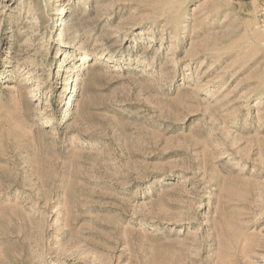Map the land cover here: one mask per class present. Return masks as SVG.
Wrapping results in <instances>:
<instances>
[{
  "label": "rangeland",
  "instance_id": "1",
  "mask_svg": "<svg viewBox=\"0 0 264 264\" xmlns=\"http://www.w3.org/2000/svg\"><path fill=\"white\" fill-rule=\"evenodd\" d=\"M263 8L0 0V264H264Z\"/></svg>",
  "mask_w": 264,
  "mask_h": 264
},
{
  "label": "built area",
  "instance_id": "2",
  "mask_svg": "<svg viewBox=\"0 0 264 264\" xmlns=\"http://www.w3.org/2000/svg\"><path fill=\"white\" fill-rule=\"evenodd\" d=\"M260 16H261L260 19H261L262 25L264 26V8L261 10Z\"/></svg>",
  "mask_w": 264,
  "mask_h": 264
},
{
  "label": "bare ground",
  "instance_id": "3",
  "mask_svg": "<svg viewBox=\"0 0 264 264\" xmlns=\"http://www.w3.org/2000/svg\"><path fill=\"white\" fill-rule=\"evenodd\" d=\"M107 17H108L109 19H112L110 15H107ZM108 18H107V19H108ZM108 21H109V20H108ZM67 81H68V79H67ZM7 87H8V86H7ZM19 90H20V89H19ZM17 92H18V91H17ZM17 92H16V93H17ZM19 94H20V93H19ZM29 95H30V94H29ZM41 252H43V251H41ZM43 254H44V253H43ZM39 255H40V254H39ZM44 255H46V253H45ZM41 256H42L41 258H43V255H42V254H41Z\"/></svg>",
  "mask_w": 264,
  "mask_h": 264
}]
</instances>
